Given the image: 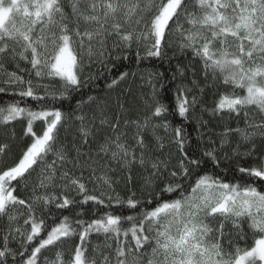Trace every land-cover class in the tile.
Returning a JSON list of instances; mask_svg holds the SVG:
<instances>
[{"label": "snow or ice", "instance_id": "obj_1", "mask_svg": "<svg viewBox=\"0 0 264 264\" xmlns=\"http://www.w3.org/2000/svg\"><path fill=\"white\" fill-rule=\"evenodd\" d=\"M168 33L177 36L181 53L190 52L199 62L204 81L224 89L213 113L245 119L244 129H224L219 148L235 133L251 145L244 155L253 158L258 152L254 138H264V0H0V93L15 86L11 94L19 97L6 105L0 103V125L24 119L23 134L30 140L10 163L6 159L10 146L0 142L4 161L0 220H6L0 225V264H264V150L248 167H239L243 183L225 182L205 172L185 187L178 181L190 177V170L199 168L205 158L219 165L218 149L190 156L186 151L190 134L184 124L169 135L171 125L166 119L155 122L170 111L155 91L143 117L123 119V128L121 117L113 120L103 107L91 117H76L82 143L88 144L89 137L97 143L94 155L82 153L75 143L69 149L59 140L65 116L49 105L82 86L85 55L102 62L111 55L108 40L115 37L114 50L143 45L147 57H160ZM20 62L30 69H21ZM9 65L18 71H10ZM177 71L185 76L182 68ZM126 75L122 73L120 79ZM33 77L38 78L36 83ZM46 79L62 82L61 87L41 83ZM191 84V88L177 85L171 110L183 121L189 120L190 111L200 103L193 94L194 89L202 91L200 84L196 79ZM26 98L35 104L25 103ZM254 115H259V122H254ZM36 121L43 122L39 133L34 130ZM197 132L202 139L199 127ZM169 146L181 154L174 165ZM73 151L75 156H71ZM233 151L240 155L238 147ZM49 154L56 159L49 162ZM112 162L127 173V183L132 182L134 168L146 173L143 202L134 191L123 198L114 195L116 181L107 172L97 177L99 183L91 192L72 172L77 167L81 176L85 168L93 175L103 168L115 171ZM68 164L72 169L65 167ZM36 168L41 171L26 201L16 193ZM68 191L82 199L70 198ZM90 201L105 209L127 206L137 214L98 210L89 220L80 219L79 214L65 215L57 223L49 207L68 209ZM141 203L143 212L138 209ZM18 205L25 211L17 209ZM92 233L103 234L105 243L92 247ZM249 233L253 243L241 247L239 241H246ZM73 237L79 242L67 259L64 252L56 251L54 259L47 261L46 250ZM14 243L19 247L14 248Z\"/></svg>", "mask_w": 264, "mask_h": 264}, {"label": "trees", "instance_id": "obj_2", "mask_svg": "<svg viewBox=\"0 0 264 264\" xmlns=\"http://www.w3.org/2000/svg\"><path fill=\"white\" fill-rule=\"evenodd\" d=\"M115 37L110 38L107 42V47L111 51V55L104 58L101 62L96 59H89L87 55L83 59V69L81 72L82 86L76 90L70 91L68 97L62 101L55 102L54 106L59 108L65 116V122L59 128V140L64 143L66 147L71 149L72 144L75 143L80 147L82 153L91 152L93 155L97 149V143L92 137H89V143L83 144L82 138L79 135L78 129L80 127V121L76 119L77 116L87 115L91 117L93 113L98 112L100 107H103L106 113L113 119L119 115L121 117V127L123 128V119L135 120L142 118L144 112L147 110V104L152 97L154 91L159 93V99L169 109V113H165L164 117L160 120L155 121L156 123L163 122L166 119L171 127L169 128V135H171L172 129L184 124L185 130L189 133L188 144H186V151L191 156L193 154L200 156L203 151L210 148L218 149L219 165L217 166L211 160L205 158L199 168L193 167L191 175L188 178L180 180L178 182L183 183L185 187L189 183H193L198 174L208 173L209 175L218 176L223 181L229 183H243L241 180L242 174L238 171L239 167H248L253 163V158L259 154V150H264V138L256 136L254 142L257 146L258 152L253 154V158H249L244 155L251 145L247 142H242L239 135L232 133L229 136V142L224 146L223 149L219 148L221 136L220 134L225 128H245V119L243 116L237 118L234 114L221 115L214 114L212 109L217 102L219 95L224 92L223 88L218 85L214 86L212 81H204L203 75L200 71V64L193 58L190 52L181 53L176 47L178 38L172 33L166 34V42L162 43V55L160 57H147L145 54V47L143 45L133 44L131 49H123L120 51L113 49V41ZM137 52L140 54V58L137 57ZM120 58H117V57ZM126 56L127 58H123ZM19 67L29 68L30 66L24 62H20ZM178 67L182 68L185 72V76L181 77L177 71ZM9 70L13 71L16 69L14 66L9 65ZM193 71L196 72V76H193ZM122 73L127 75L120 79ZM20 75H25L24 72H18ZM196 79L200 89H194L193 94L197 95L200 103L197 104L194 111H190L189 120L183 121L178 115L172 114L171 110L175 105V94L176 87L178 84L183 83L187 87H192L191 81ZM38 78L33 77L34 83ZM117 81L113 84V81ZM41 83L50 84L52 87L60 88L61 83L58 80H43ZM0 86L2 82H0ZM15 86L7 87L5 93H0V103L8 104L14 99L11 93L14 91ZM42 91V90H41ZM240 90H237L239 93ZM91 98V99H90ZM25 103L34 105L35 101H31L30 98H26ZM21 106H24L22 103ZM255 122H259V115H254ZM99 121H97V124ZM43 122H34V130L39 133L42 130ZM26 127V120L19 119L13 121L8 125H0V142L8 143L10 146L9 156L6 158L10 163L11 160L18 156L24 149L25 145L30 143L28 137L24 136V129ZM203 133L202 139H198L197 128ZM107 131V130H106ZM14 133V135H13ZM108 134H111L110 132ZM158 135L163 136V130L158 131ZM214 141L210 143L209 141ZM102 142V141H101ZM199 144V148H197ZM240 155L234 154V149H237ZM169 150L172 153L173 159L172 164H176L180 158V153L176 151L174 146H169ZM167 151L165 156H167ZM71 156H75V152H71ZM56 159L55 156L49 154L48 160L51 162ZM107 158H105V161ZM3 159H0V166L3 164ZM67 169H72L71 164L65 166ZM111 167L117 169L115 162H112ZM41 169L36 168V171L28 177L27 181H21L16 195L29 200L32 194L33 180L39 175ZM81 169L79 167L72 169L75 176L81 177V182L85 183L86 187L91 190L95 185L99 183L97 177L107 172V175L115 180L116 183L113 185L115 188V194H119L122 198L136 192L137 199L142 202L146 199V193L142 194L143 190V177L146 175L141 169L134 168L132 171V182L127 183V173L120 171H108L107 168L98 169L93 175L92 170L89 168L83 169L81 176ZM127 184V186H126ZM26 185V186H25ZM258 188L261 184L256 185ZM70 198L80 200L82 197L76 196L74 191H68L66 193ZM51 214L56 218V222H59L63 216H69L74 218L79 214V218L83 220H89L93 217V213L100 211L112 212L115 210L116 214L136 215L137 210L129 209L127 206L113 205L111 208L105 209L104 206H98L93 202L82 206L70 205L68 209H57L55 205H50ZM148 207H151L149 205ZM21 212L25 211L24 206H17ZM140 212L145 210L143 203L138 205ZM40 215V213H37ZM22 223V220H21ZM6 224V220H0V225ZM127 224V222H126ZM227 231V230H226ZM103 234L92 233L89 237V242L92 247L102 246L104 243H98L105 241ZM252 235L249 233L246 241H239V243L246 245L250 244ZM130 239V238H129ZM78 238H70L66 245L63 246L67 252L73 247L74 243H78ZM111 243V241H109ZM14 248H18V244L12 245Z\"/></svg>", "mask_w": 264, "mask_h": 264}, {"label": "rangeland", "instance_id": "obj_3", "mask_svg": "<svg viewBox=\"0 0 264 264\" xmlns=\"http://www.w3.org/2000/svg\"><path fill=\"white\" fill-rule=\"evenodd\" d=\"M252 119L254 120V122L256 121L255 118L252 117ZM245 127H246V125H245ZM54 159H55V158H54ZM37 179H38V176H36V177L34 178V180H33L34 183H33V184H35V183L37 182ZM103 240H105V238H104ZM98 243H105V241L98 242ZM109 243H110V242H109ZM252 243H253V238H252L250 244H247V245H251ZM239 244H240L241 247H245V246H246V245H243V244H241V243H239ZM65 245H66V243L60 245L58 248L51 249V250H46V251L44 252V257L47 258V261H51L52 259H54V255H55V252H56V251H62V252L65 253V257H64V258L67 259V254H68V252H67L66 249L63 247V246H65ZM18 246H19V245H18ZM44 257H42V260L44 259Z\"/></svg>", "mask_w": 264, "mask_h": 264}]
</instances>
